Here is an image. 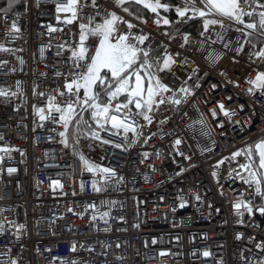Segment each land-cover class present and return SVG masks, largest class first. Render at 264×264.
Here are the masks:
<instances>
[{
	"label": "built area",
	"instance_id": "1",
	"mask_svg": "<svg viewBox=\"0 0 264 264\" xmlns=\"http://www.w3.org/2000/svg\"><path fill=\"white\" fill-rule=\"evenodd\" d=\"M20 2L24 11L9 13L7 23L0 13V44L11 49L0 51V89L8 93L0 96V148L12 150L0 153V264H257L264 259L257 247L264 243V215L243 209L239 215L234 207L242 201L254 207L264 203L241 179L248 176L240 167L248 163V147L256 161L254 146L264 140V95L259 89L248 91V80L264 71V63L249 61L250 47L237 53L235 43L225 48L205 42L224 31L219 26H210L204 36H190L183 30L192 22L189 14L164 33L165 17L159 12L145 22L125 13L116 0H97L102 15L115 11L136 26L133 35L149 37L142 47L151 44L153 57L163 58L166 48L177 63L172 73L160 74L162 82L177 95H183L178 92L182 84L194 95L179 106L159 105L151 124L137 117L144 125L138 136L130 132L125 138L108 127L95 129L101 139H94L81 121L79 143L74 134L66 146L59 135L63 123L52 120L59 113L46 110L47 119L41 120L37 109H47L50 97L61 106L70 99L57 94L65 90L70 70L76 71L71 55L79 47V24L100 17L91 0H85L88 6L72 24L65 22L70 14L56 11L66 0ZM160 2L171 9L184 6V0ZM195 4L203 7L202 0ZM13 21L21 30L7 36ZM238 36L228 29L224 39L235 42ZM94 43L93 37L86 41L90 51ZM213 52L221 56L215 64L208 59ZM193 70L199 79H187ZM72 125L76 132L75 120ZM177 138L182 140L178 147ZM236 152L241 155L233 158ZM80 154L115 175L106 182L100 174L93 176L84 170ZM10 167L17 171L9 174ZM93 180L100 191H94ZM204 251L212 255L204 257Z\"/></svg>",
	"mask_w": 264,
	"mask_h": 264
},
{
	"label": "snow or ice",
	"instance_id": "2",
	"mask_svg": "<svg viewBox=\"0 0 264 264\" xmlns=\"http://www.w3.org/2000/svg\"><path fill=\"white\" fill-rule=\"evenodd\" d=\"M17 2L18 0H7V7L0 8L5 23H7L8 14L12 12ZM116 4L129 15H132V12L124 6L125 4L142 6L152 13H158L159 9L171 10L169 4L161 3L160 0H116ZM202 4L203 7H197L195 0H184V6L176 7L175 11L181 18L188 16L189 13H191L189 18H202L203 32L200 33L201 36L209 31L210 26H219L224 30L216 34V40L205 37V42L209 44L219 42L225 48H229L235 43L232 50L237 53L244 52L245 47L249 46V61L252 62L258 59L264 63V0H202ZM86 6L88 5L85 0H66L63 5H57L56 11L70 14L65 22L72 24L79 19V12ZM91 7L96 10V16H99L100 20L96 21L95 18L88 17L87 23L81 22L79 24V47L73 49L71 55L73 69H76V71L70 70L69 78L64 85L65 90L57 94L60 97L69 96L70 99L65 101L64 106H61L55 103L57 97H50L47 109H37L41 120L47 119L46 110L59 113L58 117L52 116V120L63 123L64 131L60 132L59 135L64 138L61 143L66 146L68 143V130L74 120L77 129L74 134L77 135L76 143H79V124L83 121L82 113L86 111H90L91 117L98 128L110 127L115 130V135L122 132L124 137L127 138L130 132L138 136L143 131L144 125L138 122L137 117H141L148 124H151L153 120L151 113L159 105L170 103L179 106L182 102H187L189 96L194 95V92L183 86V84L178 88V92L183 95H177L169 84L162 82L160 74L172 73L173 66L177 63L175 57L166 48L163 58L153 57L151 54L155 50L151 47V44L148 47H142L149 37L144 34L133 35L131 30L136 27L133 23L117 15L115 11L102 15L97 0H91ZM136 18L140 19L139 16ZM155 23L159 24L160 20L155 21ZM170 23L167 18L163 19V24L168 25ZM121 24L126 26V31H121L119 27ZM233 25L236 26L235 31L239 33V36L235 42L231 40L226 42L224 39L225 33ZM20 30L17 23L13 21L6 35L11 36L13 32L18 33ZM55 30L52 29V31ZM89 37L95 38V43L92 45L94 51H90L89 45L86 44ZM183 40L184 44L190 42L188 35H185ZM184 44H181L180 47L183 48ZM203 46L204 42L201 43V48ZM0 51H11V49L0 44ZM175 56L179 57L180 53L177 52ZM220 58V54L216 52L208 56L213 64ZM183 63L185 65L188 63L187 58L183 59ZM193 76L199 79L197 70H193L192 75L187 79L190 80ZM248 83L251 85L248 89L250 94L253 93L254 89H259L261 94L264 95V71H258L255 79H249ZM167 93L172 94L166 96ZM40 95H43V93H40ZM0 96L7 98L8 93L0 89ZM219 108L224 111L223 104H220ZM224 114L229 115L227 111ZM212 115H216L215 110L212 111ZM83 122L87 124L86 121ZM164 122L163 120L160 121L161 124ZM197 123L202 125L201 133L206 135L207 132L203 127L204 121L200 120ZM91 136L94 139H101L95 131L91 132ZM0 139H3V137L0 136ZM103 143L108 144L111 141L103 140ZM181 143L182 140L177 138L174 141V146L178 147ZM115 147L119 148L121 145L116 144ZM254 147L258 155V164L253 159V147L249 146L245 155L248 163L240 165L248 172V176L247 178L241 176V179L250 188H254V195L259 196L264 201V140L255 144ZM11 151L9 148H0V153L6 155ZM179 154L184 155L182 152ZM240 155L241 152H236L233 154V158ZM3 160L4 156L0 155V164L3 163ZM80 160L85 171L92 173L93 176L100 174L105 182L110 176L115 175L113 169L101 168L92 164L83 154H80ZM16 171V168L10 167L7 169L9 174ZM83 187L82 184V190ZM93 189L97 192L101 190L97 187L96 180H93ZM196 199L199 200L200 197L197 196ZM92 207H95V205H92ZM180 207H184V204L181 203ZM234 207L239 215H243L240 209L249 214L258 211L261 215H264V203L254 207L251 201H242L237 202ZM107 215V212L102 214V216ZM93 219H96V217L94 216ZM16 227L23 229L25 226L18 225ZM3 231L4 224L0 223V233H3ZM241 238L242 236L237 237V239ZM152 242L156 243L155 240ZM257 247L264 251V243L257 245ZM75 250V246H73L72 251ZM160 255L165 256L168 253L161 252ZM202 255L209 257L212 253L204 251ZM4 264H19V262L12 260L10 262L5 261ZM72 264H76V262L73 261ZM257 264H264V259L259 260Z\"/></svg>",
	"mask_w": 264,
	"mask_h": 264
},
{
	"label": "trees",
	"instance_id": "3",
	"mask_svg": "<svg viewBox=\"0 0 264 264\" xmlns=\"http://www.w3.org/2000/svg\"><path fill=\"white\" fill-rule=\"evenodd\" d=\"M126 7L129 8V11L132 12V16L135 18L137 16L140 17V21H145L148 19V17L152 14V12L148 9H144L142 6H138L135 4H125ZM7 7V0H0V8H6ZM25 6L18 0L16 5L14 6V9L10 13H18L24 11ZM158 12H160L162 15H164L165 18H167L171 23L168 25H165L163 28L164 33H171V31L175 28L177 22L181 17H179L175 11V9H171L170 11H164L163 9H159ZM191 14V13H189ZM137 19V18H136ZM186 33H188L190 36H195L203 31V19L200 17H194L192 19V22L185 26L183 29ZM123 99V97H121ZM89 113H86L84 121L87 122V124L84 123L85 130L88 132L93 131L94 129V122L91 117L90 111Z\"/></svg>",
	"mask_w": 264,
	"mask_h": 264
},
{
	"label": "rangeland",
	"instance_id": "4",
	"mask_svg": "<svg viewBox=\"0 0 264 264\" xmlns=\"http://www.w3.org/2000/svg\"><path fill=\"white\" fill-rule=\"evenodd\" d=\"M78 111H79V109H78ZM86 113H89L88 111H86V112H84V113H82V114H85L86 115ZM84 115V116H85ZM73 134H74V129H73V127L72 128H70L69 130H68V136H70L71 138L73 137Z\"/></svg>",
	"mask_w": 264,
	"mask_h": 264
},
{
	"label": "bare ground",
	"instance_id": "5",
	"mask_svg": "<svg viewBox=\"0 0 264 264\" xmlns=\"http://www.w3.org/2000/svg\"><path fill=\"white\" fill-rule=\"evenodd\" d=\"M235 27H236V26H235V25H233V27H232L231 29L235 30Z\"/></svg>",
	"mask_w": 264,
	"mask_h": 264
}]
</instances>
